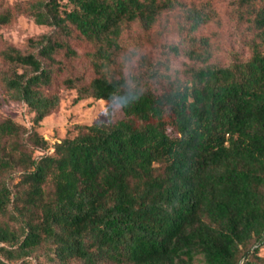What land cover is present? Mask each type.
I'll return each mask as SVG.
<instances>
[{
    "label": "trees",
    "instance_id": "obj_1",
    "mask_svg": "<svg viewBox=\"0 0 264 264\" xmlns=\"http://www.w3.org/2000/svg\"><path fill=\"white\" fill-rule=\"evenodd\" d=\"M228 6L246 53L222 63L198 33L221 22L212 0L23 2L50 30L34 50H0L2 91L33 113L29 128L0 119V264H264V0ZM174 10L184 44L168 49L197 65L125 50L132 24L147 33ZM12 16L0 10V25ZM70 36L88 44L93 75L60 82L123 116L50 144L36 126L59 104Z\"/></svg>",
    "mask_w": 264,
    "mask_h": 264
},
{
    "label": "rangeland",
    "instance_id": "obj_2",
    "mask_svg": "<svg viewBox=\"0 0 264 264\" xmlns=\"http://www.w3.org/2000/svg\"><path fill=\"white\" fill-rule=\"evenodd\" d=\"M25 0H0V10L11 9L13 16L7 23L0 25V50L13 45L21 50H34V40L42 33L50 30L49 26L36 24L33 19L21 10ZM218 14L220 24L209 22L203 25L198 33L209 37L211 61L227 63L233 50L245 54L239 38L233 31V21L230 16L229 0H212ZM179 13L177 11H165L159 17L153 28L144 33L136 25L132 24L123 33L124 46L127 51H137L147 55L150 60H167L171 65V71H182L187 65H197L184 54H174L169 51L170 44H184L183 32L177 27ZM33 39V41H31ZM74 56L67 57L58 54L60 60L59 74L56 76L51 89L58 91L60 101L57 108L45 116L36 126V130L50 144L66 135H74V125L78 123L92 124L100 120H115L123 116L118 104L109 103L102 99L92 97L74 101L76 91L74 88L65 87L60 82L69 74H81L84 80L93 75L85 52L89 46L83 40L70 36L68 38ZM138 54L132 56L130 66L137 64ZM56 66V65H55ZM7 69V65L0 58V72ZM110 104V105H109ZM108 105L109 111H108ZM33 113L29 112L21 103L8 100L0 85V119L12 118L16 123L23 124L27 128L32 126ZM51 151V148H50ZM37 155V152H34ZM264 256V247L260 251ZM32 264H38L33 259Z\"/></svg>",
    "mask_w": 264,
    "mask_h": 264
}]
</instances>
